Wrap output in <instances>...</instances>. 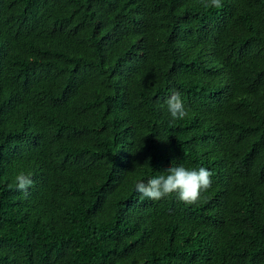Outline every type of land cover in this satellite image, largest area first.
Here are the masks:
<instances>
[{"label":"trees","instance_id":"1","mask_svg":"<svg viewBox=\"0 0 264 264\" xmlns=\"http://www.w3.org/2000/svg\"><path fill=\"white\" fill-rule=\"evenodd\" d=\"M206 3L0 0V264H264V0Z\"/></svg>","mask_w":264,"mask_h":264},{"label":"clouds","instance_id":"2","mask_svg":"<svg viewBox=\"0 0 264 264\" xmlns=\"http://www.w3.org/2000/svg\"><path fill=\"white\" fill-rule=\"evenodd\" d=\"M205 7L221 8V0H210ZM167 110L172 119H183L187 115V109L179 95L173 93L165 100ZM212 173L204 167L199 169H187L182 164H173L167 169V174H155L147 183L140 181L135 185L136 191L143 197L151 200H159L165 196L177 194L180 201L186 204H194L200 199V193L211 187ZM16 187L27 192L32 185L29 175L19 173L15 177Z\"/></svg>","mask_w":264,"mask_h":264}]
</instances>
